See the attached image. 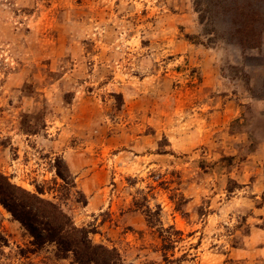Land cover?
Returning <instances> with one entry per match:
<instances>
[{
    "label": "rangeland",
    "instance_id": "1",
    "mask_svg": "<svg viewBox=\"0 0 264 264\" xmlns=\"http://www.w3.org/2000/svg\"><path fill=\"white\" fill-rule=\"evenodd\" d=\"M0 171L126 264H264V0H0ZM0 264H79L0 201Z\"/></svg>",
    "mask_w": 264,
    "mask_h": 264
},
{
    "label": "trees",
    "instance_id": "2",
    "mask_svg": "<svg viewBox=\"0 0 264 264\" xmlns=\"http://www.w3.org/2000/svg\"><path fill=\"white\" fill-rule=\"evenodd\" d=\"M0 201L41 245L54 241L63 254L70 253L79 264H126L114 248L96 243L90 230L76 226L53 202L10 181L0 171Z\"/></svg>",
    "mask_w": 264,
    "mask_h": 264
}]
</instances>
